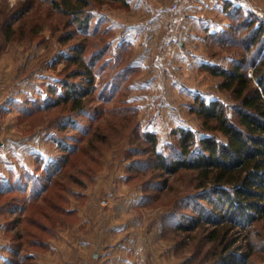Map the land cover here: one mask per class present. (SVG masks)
Instances as JSON below:
<instances>
[{
    "label": "rangeland",
    "instance_id": "rangeland-1",
    "mask_svg": "<svg viewBox=\"0 0 264 264\" xmlns=\"http://www.w3.org/2000/svg\"><path fill=\"white\" fill-rule=\"evenodd\" d=\"M25 1L0 0V264L216 261L208 245L191 254L197 240L185 245L166 222L192 190L193 173L130 170L152 157L130 154L149 147L137 135L156 134L168 153L180 129L203 132L201 102L218 101L233 114L232 94L208 67L231 69L240 60L235 41L264 27V0H91L77 22L53 10L52 0H33L24 34L7 41L4 12ZM233 7L253 20L250 30L234 31ZM76 45L95 75L79 116L62 102L65 82L87 85L67 59ZM165 181L160 192L149 187ZM238 231L236 248L248 264H264V222Z\"/></svg>",
    "mask_w": 264,
    "mask_h": 264
},
{
    "label": "trees",
    "instance_id": "trees-1",
    "mask_svg": "<svg viewBox=\"0 0 264 264\" xmlns=\"http://www.w3.org/2000/svg\"><path fill=\"white\" fill-rule=\"evenodd\" d=\"M51 3L53 10L77 22L91 0H52ZM32 8L33 0L25 1L10 10L7 6L4 12L6 20L3 22L7 41L15 40L18 34H24V21L21 19ZM242 12L239 7L229 11L232 28L236 32L248 31L253 25V20L244 17ZM17 20L19 24L13 25ZM88 23L87 20L82 24L87 26ZM40 29L41 25L38 32ZM247 35L235 41L242 48V53L240 60L231 69L208 67L214 76L223 79L221 88L232 94L235 101L233 114L230 115L229 110L218 101L208 104L201 102L197 111L203 121V132L180 129V138L176 144L168 147V153L159 145L156 134L148 133L144 137L137 135L149 147L131 149L130 154L149 152L152 156L148 166L138 160L133 162L130 170L152 166L168 175L181 170L193 173L192 190L188 196L179 200L178 207L168 214L166 222H174V231L180 232V240H184L185 245L197 240L195 249H189L191 254L193 250L194 253L197 251L204 254L205 246H210L212 250L207 253L216 258L210 264H248L249 254H241L236 248L240 236L238 229L247 224L256 228L260 222H264V27L259 26ZM257 46L259 50L256 57L249 56L252 48ZM71 50L72 54L67 59L79 65L74 75L85 74L87 85L80 90L79 86L65 82L67 94L62 102L70 103L71 112L79 116L86 112L85 101L95 89V75L82 57L84 46L76 45ZM244 51L246 53L243 54ZM100 135L96 133L90 141L94 150H97L95 142L99 141ZM145 184L144 189L147 190ZM150 186L160 192L167 188V181L162 184L149 183ZM148 198L145 196V201ZM189 208L196 214L182 212V209ZM183 232H190V235H181ZM187 239L190 243H187ZM20 252L18 247L13 253L17 256ZM7 264L17 263L10 258Z\"/></svg>",
    "mask_w": 264,
    "mask_h": 264
},
{
    "label": "built area",
    "instance_id": "built-area-1",
    "mask_svg": "<svg viewBox=\"0 0 264 264\" xmlns=\"http://www.w3.org/2000/svg\"><path fill=\"white\" fill-rule=\"evenodd\" d=\"M179 8H180L179 3H176V4L173 5V10L174 11H177Z\"/></svg>",
    "mask_w": 264,
    "mask_h": 264
},
{
    "label": "water",
    "instance_id": "water-1",
    "mask_svg": "<svg viewBox=\"0 0 264 264\" xmlns=\"http://www.w3.org/2000/svg\"><path fill=\"white\" fill-rule=\"evenodd\" d=\"M2 144L1 140H0V145Z\"/></svg>",
    "mask_w": 264,
    "mask_h": 264
}]
</instances>
